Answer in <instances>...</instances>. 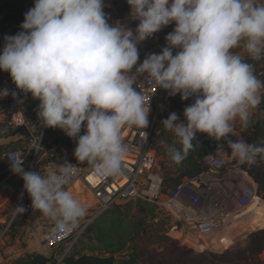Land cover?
<instances>
[{
    "label": "clouds",
    "instance_id": "obj_1",
    "mask_svg": "<svg viewBox=\"0 0 264 264\" xmlns=\"http://www.w3.org/2000/svg\"><path fill=\"white\" fill-rule=\"evenodd\" d=\"M126 2L129 18L138 21L135 29L110 24L103 0H34L21 31L4 38L0 71L39 100L42 124L74 139L76 160L101 177L122 174L128 152L122 129L148 126L150 96L134 87L139 74L170 95L194 97L183 111L185 122L175 112L161 122L180 145L161 142L173 162L180 164L193 150L196 133H206L226 141L240 164H254L264 155V143L228 137L237 121L247 128L264 101V81L243 55L264 56V0ZM173 22L167 46L129 74L139 60L137 45ZM238 48L242 51H234ZM173 49L178 51L173 54ZM8 95L7 88L0 89V97ZM82 124L85 134L80 135ZM23 163L16 154L10 168L23 179L32 208L49 218L55 231H72L85 214L67 190L77 166L53 163L41 174L25 171ZM25 211L23 205L15 207L16 214Z\"/></svg>",
    "mask_w": 264,
    "mask_h": 264
},
{
    "label": "built area",
    "instance_id": "obj_2",
    "mask_svg": "<svg viewBox=\"0 0 264 264\" xmlns=\"http://www.w3.org/2000/svg\"><path fill=\"white\" fill-rule=\"evenodd\" d=\"M4 48L5 40L1 44ZM244 56L248 57L246 53ZM136 68L129 74H134ZM10 78V75L8 76ZM145 97H149L150 111L148 126L144 129L136 126H125L121 131L124 144L128 148L123 161L122 174L118 176L101 177L85 162L80 163L74 156L75 147L55 145L45 136L46 126L39 129L29 122L24 114L23 104L29 93L13 86V92L7 100L6 114L7 127L23 138V148L3 149L0 158L10 168L16 154L23 156L25 171H39L43 174L51 164L64 162L77 166V173L72 178L67 190L76 182H80L89 193L93 203H86L83 190L71 193L80 201L85 209L84 216L79 220L77 227L70 232L55 231L54 224L43 233V243L48 249L49 263L64 264L63 260L70 253L73 241L84 229L103 211L125 202H146L156 205L172 223V230L183 233V230L194 231L198 235L206 236L217 231H225L232 225L238 226L248 215L249 210L257 201L264 203V199L257 194V187L249 172L234 159L225 154L209 152L202 157L201 171L190 177H183L169 187L155 160L154 151L150 149V142L156 134V122L162 117L175 112L174 101L165 95V90L149 84L146 74L137 75V84L134 85ZM184 101V107L177 114L184 118L185 107L193 103L194 97ZM25 126L28 135L16 132L17 128ZM82 135L85 126L81 127ZM22 165V166H23ZM24 181L17 195L15 207L23 205L26 211L24 216L35 217L40 212L31 206V198L24 189ZM5 187L6 186H0ZM12 212L3 214L0 226V241L11 229L12 223L19 214ZM7 210L1 207L0 213ZM264 226V224H263ZM249 233H247L248 235Z\"/></svg>",
    "mask_w": 264,
    "mask_h": 264
},
{
    "label": "rangeland",
    "instance_id": "obj_3",
    "mask_svg": "<svg viewBox=\"0 0 264 264\" xmlns=\"http://www.w3.org/2000/svg\"><path fill=\"white\" fill-rule=\"evenodd\" d=\"M29 5L30 2H27V0H0V32L3 37L15 35L17 32L21 31L19 26L23 23L24 14L29 10ZM2 50L3 47L0 46V51ZM12 84V80L9 81L8 85H1L0 83V89L7 88L10 95L13 91V88H11ZM6 97L7 96L3 97L0 102L6 103ZM167 117L168 116L162 117L156 122V134L153 136L149 148L154 151L155 160L161 173L165 174L167 172L172 174L171 170L173 169V165L166 162L168 158V156H166L167 151L161 143L164 141L171 145L174 141L173 134L167 131L161 124ZM178 118L179 122H185V119L180 118V116H178ZM258 129H260L259 132ZM263 133L264 101H262L260 107L253 111L251 122L247 128H242L239 121L235 122L234 132L228 139L237 140L242 138L248 142L255 134L259 137ZM221 146L223 150H217L216 153H222L227 155L228 158L234 159L231 150L227 146V142L223 139L218 149H220ZM243 165L251 167L249 164ZM5 168L6 171L8 170L7 175L9 177L7 183L17 186L11 206H8V209L4 211V213H8L12 212L15 207L21 184V176L13 172L9 174V169L7 167ZM23 168L25 170L26 164L23 165ZM168 186L171 187V184ZM81 190H83L86 196V203L92 204L93 201L89 193L79 181L68 189V191H75L76 193ZM254 213L258 218L256 217L245 223L243 222V224H239V227L232 225L231 228H228V230L226 229L224 232L225 234L217 240L212 237L209 238L207 236L198 235L194 231H187L186 229L183 230V233L171 231V221L161 209L156 207V205L142 201L135 203L125 202L101 212L73 241L70 252L74 255L92 253L94 255L107 256L112 254L116 259L114 264H126L129 258H134L133 264H173L178 257L177 247L190 248L194 254L202 253L200 251L217 254L236 252L240 248L245 247L248 236L246 235L247 233L264 227V221L244 226L262 218L264 210L263 208L259 210L254 209ZM17 219L12 223V234L18 232V225L21 222H19V220L17 221ZM235 231H238L239 235L234 233ZM244 235L246 236L244 237ZM203 240L205 243L199 244V242ZM207 241L214 242L208 243ZM191 245H206V247H192ZM215 264H264V262L258 260L251 263H245L242 260L230 262L226 259L221 261L216 260Z\"/></svg>",
    "mask_w": 264,
    "mask_h": 264
},
{
    "label": "crops",
    "instance_id": "obj_4",
    "mask_svg": "<svg viewBox=\"0 0 264 264\" xmlns=\"http://www.w3.org/2000/svg\"><path fill=\"white\" fill-rule=\"evenodd\" d=\"M27 2H30L29 9L33 7L34 0H27ZM103 3L104 12L108 16V22L110 24L120 22L130 28H136V26L138 25V21L129 18L130 7L128 6L126 0H103ZM174 28L175 23H170L146 40L140 42L137 45L139 51V60L137 61V64L133 67V69L139 67L140 63L143 62L147 55L152 53L159 54L162 48L167 46V42L165 40L166 35L172 32ZM4 38L5 37H3L0 32L1 47H3L1 44L5 40ZM176 51H178V49H173V54H175ZM234 51L241 52L242 50L238 48ZM244 59L246 62L252 65L253 72L256 77L259 80L264 81V56H262L260 59H252L250 57L244 56ZM8 76V72L0 71L1 85L9 84L11 78H8ZM13 86L14 83L12 84L11 88H13ZM165 95L170 97L174 101L175 113L178 114L184 107V101L181 99L180 94H176L173 96L170 95L167 90H165ZM261 95L264 96V88L261 89ZM9 97L10 95L5 98L6 103L0 102V152L7 146L15 149H20L23 148L24 144L23 138L15 134L14 132L9 131L6 124V106ZM2 98L3 97H0V101ZM39 103V100L34 99L31 96V93H29V96L26 97L23 104V110L26 119L29 122L34 123L36 128L38 129L43 125L38 116ZM80 135H82V131L80 132ZM55 138L56 134H52L51 136L47 137V140L48 142H54L53 144L55 145L63 146L62 140L58 138H56L55 140ZM70 140L71 144L76 147L75 140L71 138ZM5 167H7L6 162L0 158V186H6V188L0 187V210L1 207H5L6 209H8V206H11L15 194L14 192L17 189V186L15 184L7 183V179L9 177L7 175L8 170L6 171ZM3 214L4 212L0 213V226L4 220ZM256 217L257 215L254 218ZM18 220L19 222H21L18 225V232L12 234L10 229L8 234L0 241V264H30L28 262L30 256H48V249L43 243V233L53 225V222L41 213H39L35 217L21 215L18 217L17 221Z\"/></svg>",
    "mask_w": 264,
    "mask_h": 264
},
{
    "label": "trees",
    "instance_id": "obj_5",
    "mask_svg": "<svg viewBox=\"0 0 264 264\" xmlns=\"http://www.w3.org/2000/svg\"><path fill=\"white\" fill-rule=\"evenodd\" d=\"M12 94V93H11ZM10 94V95H11ZM260 129H258L259 132ZM52 134H56V138L62 140L63 146H68L71 144L70 138L59 128L54 127H46L45 128V136L49 137ZM257 134V133H256ZM254 135V137L248 140V143L260 145L264 143V133L259 137ZM257 137V138H256ZM55 138V140H56ZM57 139V140H58ZM194 148L189 152L186 158L180 163L177 164L172 161L168 153L166 152V156H168L167 161L168 164L173 165L172 174L165 173L163 174L164 180L167 185L171 184V187L174 186L179 179L183 177H190L198 174L201 169V160L202 157L209 153H216L221 140H216L206 133H196V139L193 141ZM172 144H175L177 148L180 147L178 143H176V138L174 137V141ZM216 146V147H215ZM5 149H13L12 147L7 146ZM222 154V153H220ZM233 163H238L240 166L244 167L249 174L252 176L256 183L257 194L264 199V155L257 156L256 162L251 164V167H246L243 164H240L236 159L233 160ZM170 187V186H169ZM262 217V216H261ZM264 217V216H263ZM257 219L251 223H248L244 226H249L259 221H264V218ZM234 233L238 234V231ZM239 235V234H238ZM208 243H212L214 241H207ZM192 247H206V245H191ZM178 257L177 260L173 262V264H215L216 260H226L230 262H235L236 260H242L245 263H251L255 261L264 262V227L258 228L252 232H250L247 236L246 245L243 248H240L236 252L229 253H209L205 251H200L202 253L194 254L192 249L190 248H178ZM116 261L115 257L110 254L107 256H100L94 254H80L74 255L71 252L64 257V264H114ZM215 261V262H214ZM30 264H50L49 258L45 255H33L28 259ZM134 258H129L126 261V264H133Z\"/></svg>",
    "mask_w": 264,
    "mask_h": 264
},
{
    "label": "bare ground",
    "instance_id": "obj_6",
    "mask_svg": "<svg viewBox=\"0 0 264 264\" xmlns=\"http://www.w3.org/2000/svg\"><path fill=\"white\" fill-rule=\"evenodd\" d=\"M252 209H250L249 210V212H248V215H247V217L245 218V219H243V221L241 222V224H243V222L245 223L246 221L248 222L249 220H253V218L256 216V214L254 213V209H257V210H259V209H261V208H263V210H264V203H262V202H260V201H257V202H255L254 204H253V206L251 207ZM262 216H264V214L262 215ZM237 227H239V225L237 226ZM237 227H235V228H237ZM241 227V226H240ZM231 228V227H230ZM233 228V227H232ZM228 230V229H227ZM225 231H217L216 233H214V234H208V235H206L207 237H209V238H214V239H219L220 237H222L225 233H224ZM208 238V239H209ZM200 243H205V241L203 240V241H201V242H199V244Z\"/></svg>",
    "mask_w": 264,
    "mask_h": 264
},
{
    "label": "water",
    "instance_id": "obj_7",
    "mask_svg": "<svg viewBox=\"0 0 264 264\" xmlns=\"http://www.w3.org/2000/svg\"><path fill=\"white\" fill-rule=\"evenodd\" d=\"M16 132H20V133H23L24 135H28V131L26 129L25 126H20L17 128V131ZM247 235V234H246ZM244 235V237L246 236ZM239 239H242V238H239ZM238 240V239H237ZM50 264H53V263H50Z\"/></svg>",
    "mask_w": 264,
    "mask_h": 264
}]
</instances>
